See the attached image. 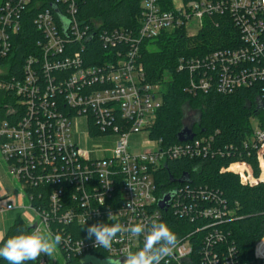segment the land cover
<instances>
[{"label": "built area", "instance_id": "2783aa9c", "mask_svg": "<svg viewBox=\"0 0 264 264\" xmlns=\"http://www.w3.org/2000/svg\"><path fill=\"white\" fill-rule=\"evenodd\" d=\"M170 2L141 0L137 28L106 30L99 21L79 17L78 0L0 1V92L15 97L14 105L7 104L9 118L0 123V153L22 187V198L0 200V215L33 211L38 221L31 231L60 233L58 248L69 260L123 259L129 249L143 247V236L119 238L111 251L96 247L85 231L93 223L129 225L158 217L181 241L161 264H264V231L250 258L237 259L226 227L239 218L238 203L221 190L194 182L189 174L178 182L183 174L169 180V192L161 194L158 179L169 161L207 162L228 152L218 146L216 136L198 135L190 124L184 128L193 137L186 141L169 143L152 136L163 90L147 80L143 63V49L150 50L161 35L197 27L198 33L186 34L195 37L206 20L230 16L239 44L181 56L176 70L192 97L255 88L264 109V0ZM29 21L39 35L36 50L12 74L16 37ZM80 117L87 119L92 137L116 138L111 152L92 157L80 149L72 137ZM256 119L242 146L247 157L257 159V179L264 181V119ZM143 132L154 148L132 151L130 137ZM238 166L245 184L254 188L251 166L240 160L229 169ZM166 194L171 199L161 209ZM109 212L115 221L108 219ZM38 263L50 264V259L42 255Z\"/></svg>", "mask_w": 264, "mask_h": 264}, {"label": "trees", "instance_id": "16d2710c", "mask_svg": "<svg viewBox=\"0 0 264 264\" xmlns=\"http://www.w3.org/2000/svg\"><path fill=\"white\" fill-rule=\"evenodd\" d=\"M170 6V0H165ZM141 0H78V15L86 21H99L106 30L115 28H137L139 26ZM38 33L29 21L23 31L16 37V55L13 57L11 73L20 71L24 58L36 50L35 42ZM239 44V33L230 16H216L206 20L205 27L195 37H188L184 31L164 34L154 41L150 50L143 49V63L147 80L161 84L163 103L160 108L153 137L163 138L169 143L178 141L179 133L185 125V110L198 111V119L190 123L198 135H214L218 146L228 152L225 157L216 160L199 162L188 159L169 161L162 169L158 182L161 194L168 193L171 178L189 174L194 182L208 184L221 190L231 202L238 203L239 218L226 227L231 235L229 244L238 250L237 259L250 258L252 249L264 231V184L249 187L245 184L242 168L229 167L237 161L248 163L254 174L260 168L257 159L247 157L242 142L252 133V118L264 119V109L258 103L255 88L241 89L224 95L211 93L192 97L184 91L185 80L178 73L177 62L181 56L204 54L217 49L236 47ZM100 49V44H96ZM170 74V80L165 75ZM7 104H15V97L7 92H0V123L9 118ZM240 152H244L241 157ZM31 232L21 214L0 242L7 238ZM2 246V244H0ZM67 264H86L83 260L65 259ZM0 264H8L0 258ZM26 264H39L38 260Z\"/></svg>", "mask_w": 264, "mask_h": 264}, {"label": "clouds", "instance_id": "9594fccd", "mask_svg": "<svg viewBox=\"0 0 264 264\" xmlns=\"http://www.w3.org/2000/svg\"><path fill=\"white\" fill-rule=\"evenodd\" d=\"M61 20L62 23L66 22L63 17ZM108 219L115 221V215L109 212ZM85 222L86 220L83 226ZM85 231L87 239L93 240L96 247L107 251L112 250L114 242L119 238L144 237L143 247L135 252L129 249L122 255L123 259L108 257L109 264H161L165 258L173 256L181 245L177 235L158 217L129 225L119 221L111 224L97 222L87 226ZM62 241L60 233L42 232L39 229L24 231L0 242V258L8 264H26L28 261L38 260L42 255L53 257Z\"/></svg>", "mask_w": 264, "mask_h": 264}, {"label": "rangeland", "instance_id": "374dc122", "mask_svg": "<svg viewBox=\"0 0 264 264\" xmlns=\"http://www.w3.org/2000/svg\"><path fill=\"white\" fill-rule=\"evenodd\" d=\"M198 32L199 29L197 27H193L190 28L189 31L186 32V34ZM170 78V74L165 75V80H170ZM162 90H164L163 86ZM198 115V111H194L187 108L185 110V125L196 121L198 119ZM74 124L75 125L72 137L81 150L85 152H90L92 157H102L105 154V151H112L116 138L108 136L92 137L89 133L88 121L84 117H80ZM251 125L254 128L257 126L256 118H253L251 120ZM129 141L132 146V151L143 152L145 150H151L154 148V143L150 141V138L144 132L138 135L133 134L130 137ZM260 174V172L258 173V175L254 174V179L257 180V185L264 184V181L257 179L260 177ZM21 195V184L12 176L9 165L6 161H4L0 153V200L10 198L12 196L20 197ZM24 204L28 206V199H24ZM18 214L22 215V217L29 226H32L33 223L38 221L37 214L30 210H17L3 213L0 215V239L8 232L9 228L14 224L15 218ZM49 259L50 264H67L59 248L53 254V257H49ZM83 262H85L86 264H109L108 259L98 260L91 256H86L83 259Z\"/></svg>", "mask_w": 264, "mask_h": 264}, {"label": "water", "instance_id": "95a60500", "mask_svg": "<svg viewBox=\"0 0 264 264\" xmlns=\"http://www.w3.org/2000/svg\"><path fill=\"white\" fill-rule=\"evenodd\" d=\"M193 137V133L191 129L188 128H183V130L179 133L178 140L181 141H186L189 140ZM188 178V175H184L183 178L179 179L178 182H183ZM171 182H174L175 180L173 178L170 179ZM171 199V194H166L163 199L160 201L159 206L161 209H165L166 206L168 205V202Z\"/></svg>", "mask_w": 264, "mask_h": 264}, {"label": "crops", "instance_id": "0c3cea01", "mask_svg": "<svg viewBox=\"0 0 264 264\" xmlns=\"http://www.w3.org/2000/svg\"><path fill=\"white\" fill-rule=\"evenodd\" d=\"M17 197V200L19 199V197L18 196H16ZM20 198H22V197H20ZM24 201V200H23ZM13 211H17V210H13ZM10 212H12V211H10ZM3 237H1V239H2ZM0 239V240H1Z\"/></svg>", "mask_w": 264, "mask_h": 264}]
</instances>
